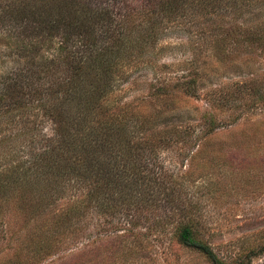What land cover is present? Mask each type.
I'll return each mask as SVG.
<instances>
[{"label":"trees","instance_id":"obj_1","mask_svg":"<svg viewBox=\"0 0 264 264\" xmlns=\"http://www.w3.org/2000/svg\"><path fill=\"white\" fill-rule=\"evenodd\" d=\"M193 1L202 7L206 4L210 19L221 29L224 46L232 43V52L248 53L246 58L235 56L246 59L244 69L254 74L251 57L258 48L264 49V0ZM189 3L0 0V31L16 38L18 55L28 59L0 79V253L22 230H14L12 210L21 213L28 204L40 217L46 206L56 211L41 218L44 221L29 238L13 242L6 254L10 263L41 264L65 245L75 250V241L86 238L94 219L95 237H89L70 262L61 257L59 264H104L107 259L116 264L123 259L127 244L135 245L141 238L149 244L161 241L169 231L170 237L163 241L167 251H190L207 264H251L264 253L261 230L255 244L238 247L227 260L216 249L208 220L198 213L196 204L168 188L166 178L172 172L161 160L158 147H174L175 140L162 128L171 126L176 106L195 94L197 72L189 71V78L178 80L172 88L155 89L154 98L173 107L163 104L159 109L147 103L114 113L109 102L117 86L115 70L123 66L122 52L138 45V58L156 54L165 19H195L198 5L183 16ZM252 97L264 107V79L248 78L230 96L218 100L221 107H230L239 98ZM31 115L40 118V126L50 122L51 133L41 127L40 147L35 150L32 144L27 151L30 157L21 159L12 150H4L10 140L5 131L17 117L31 122ZM209 117L211 128L217 126L215 113L205 118ZM33 130L39 128L33 126ZM25 133L28 138L29 132ZM173 133L180 143V133ZM5 223L11 225L8 231Z\"/></svg>","mask_w":264,"mask_h":264},{"label":"rangeland","instance_id":"obj_2","mask_svg":"<svg viewBox=\"0 0 264 264\" xmlns=\"http://www.w3.org/2000/svg\"><path fill=\"white\" fill-rule=\"evenodd\" d=\"M188 1L191 3L183 9V16L187 10L189 14L192 8L193 11L197 8L198 2ZM94 2L90 0V3ZM198 7L200 10L195 11V19L188 16L174 22L164 20L166 27L161 31L154 49L156 54L138 58V45L132 51L122 52L123 57L119 61L123 66L115 70L117 86L109 102L113 104L111 108L114 113L122 109H139L147 103L159 109L164 108L159 107L163 104L170 108L173 106L167 105L165 100L161 102L154 98L155 89L158 86L172 88L178 80L189 78L191 70L199 74L195 94L187 96L188 99L176 106L171 112L176 117L169 121L171 126L162 128H165L168 137L175 140L174 147L160 144L159 154L164 165L172 172L170 175L173 178H166L168 188L175 189L177 196L189 198V202L196 204L198 213L208 220L216 249L231 260L238 247L255 244L256 234L264 230V107L254 97L239 98L231 106L229 104L230 107H221L222 102L218 99L230 96L248 78L264 79V49L258 48L256 55L251 57L256 69L254 74H250L251 70L244 69L242 65L247 52H232V43L224 46L221 43L224 36L215 20L210 19V12L206 11L208 7L206 4ZM164 11L160 12L159 19ZM15 39L0 31V79L8 71L25 65L28 60L18 55ZM237 54L244 58L240 55L237 59ZM234 61L237 62L236 66ZM214 113L217 126L214 124L215 127L211 128L210 117L208 120L205 117ZM20 118L17 117L14 125L10 124L5 131L10 140L4 150H12L21 159H26L31 155L27 151L31 150L32 144L36 146L35 150L41 145V127L48 134L52 125L45 122L40 126V118L37 120L33 115L30 116L31 122H24ZM33 126L38 127L39 131H32ZM176 130L182 136L180 143L178 135L173 133ZM25 132H29L28 138ZM62 202L63 199L58 204ZM46 208V213L41 217L30 210L28 204L21 213L11 211L15 216L12 221L14 230L18 233L20 228L22 230L11 239V245L0 253V264H18L10 263L6 254L12 251L13 242H21L34 233L44 221L41 218L56 214L53 206ZM93 222L85 233L86 238L80 237L75 241V250L65 245L67 248L41 264H59L61 257L70 262L72 254L85 247L89 237H95L98 231L94 227L96 219ZM10 226L5 223L4 230L8 231ZM170 234L169 231L163 240L150 244L145 238L137 239L135 245L127 244L123 259L117 260L116 264H207L190 251H167L163 241ZM104 264H110V259ZM251 264H264V253L255 257Z\"/></svg>","mask_w":264,"mask_h":264}]
</instances>
